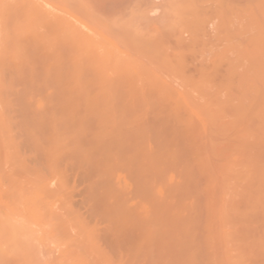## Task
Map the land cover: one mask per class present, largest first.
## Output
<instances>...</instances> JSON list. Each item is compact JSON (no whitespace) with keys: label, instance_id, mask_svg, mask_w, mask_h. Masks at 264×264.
Masks as SVG:
<instances>
[{"label":"bare ground","instance_id":"1","mask_svg":"<svg viewBox=\"0 0 264 264\" xmlns=\"http://www.w3.org/2000/svg\"><path fill=\"white\" fill-rule=\"evenodd\" d=\"M186 1L189 3L178 0L172 8H166L171 16H167V22H160L177 41L167 32L161 33L178 44L184 41L183 33L190 34L189 46L179 47L188 48V52H195L201 42L207 41L205 50L201 46L202 51L196 52L206 54L204 60L201 56L205 64L198 59V78L184 72L183 49L169 56L164 46L168 44L166 39L156 37L161 33L122 28L121 33L110 30L107 38H100L104 26L85 14L77 0H0V26H8L1 27L8 28L4 31L8 34L2 37L0 33V49L9 45L0 51V56L8 51L0 61L8 78V89L3 85L5 89L0 91V103L6 109L0 113V264H36L34 242L41 230L69 247L66 260L71 264H111L108 254L100 249L103 241L118 255V264L222 263L209 249L208 218H201L205 222L202 225L197 215L198 199L192 181L193 166L200 163L201 150L193 138L192 109L201 111L209 126L222 136L238 129L240 137L249 140L252 133L248 123H257L259 131L264 128V82L257 88L255 84L246 88L250 80L264 79V18H259L264 17V8L258 5L256 13L254 8L246 7L247 14L235 12L228 0H214L216 9ZM50 9H75L95 34L83 33ZM211 15L219 23L213 22ZM242 21L250 31L257 32L252 52L245 36L239 38V32L232 29ZM212 22L220 26L215 30L220 37L225 33L222 39L217 33L212 36ZM231 31L233 35L238 32L237 36H232ZM202 34L208 38L206 41ZM233 37L247 44L235 43ZM217 42L222 49H216ZM120 47L132 48L146 63L169 72L172 78L175 74L189 87L187 95H178L151 74L146 63L135 62L121 53ZM207 51L209 55L213 53L208 55L213 57L211 61ZM231 54H236L235 60ZM244 60L249 62L245 64ZM226 61L230 62L223 66L225 71L221 65ZM249 69L262 79H251L245 73L246 79L244 70ZM238 80L246 93H239L240 99L236 100L233 96L235 88H239L235 84ZM13 106H17V122L11 116ZM211 148L225 150L222 145ZM257 176L251 183L255 190L250 186L255 193L250 192V200L238 210L242 221L249 217L252 220L254 213L257 217L262 211L264 214V177ZM53 182L55 188L51 187ZM80 186L90 212L89 222L73 206ZM56 205L64 215L56 213ZM260 218L263 222L264 216ZM99 224L105 226V232H100ZM254 243L264 255V237ZM35 258L44 264L38 256Z\"/></svg>","mask_w":264,"mask_h":264},{"label":"rangeland","instance_id":"2","mask_svg":"<svg viewBox=\"0 0 264 264\" xmlns=\"http://www.w3.org/2000/svg\"><path fill=\"white\" fill-rule=\"evenodd\" d=\"M38 1L42 2V0H38ZM176 1H178V0H176ZM176 1L175 0H77L79 6L81 8H83V11H85V14H88L89 17L95 19L97 22H99L101 24V26L102 25L104 26V28L102 29V33H101L102 36H100V38H107L108 37L107 33L110 30L114 31L115 33H121L120 31H122L124 28L126 30L129 28H130L129 30L140 29L139 30L140 32H141V30H145V32H148V33L150 31L151 33H154V34L157 33L158 35L161 32H163L164 34H165V32H167L166 34L168 35V33H169L168 30L167 29L165 30L164 24H163V26L161 24H162V22L163 23L167 22L171 16L169 9L167 10L166 8H169V6L171 7V5H173L174 2H176ZM179 1L182 3V1H184V0H179ZM189 1H191V2L194 1L195 4H197V5L199 4L200 6H202V8H204V6H205L206 8L208 7V9L210 7H215V9H216V6H217L214 0L213 1H211V0H205V1L204 0H197V1L196 0H189ZM198 2H200L202 5ZM228 2L230 3V5H232L235 8V10H237L235 12L239 11V13H242L244 11L245 13L249 14L247 12L248 8L246 9V7H250V8L252 7V9L254 8L253 10H256V13H258V10L256 8L258 5H259V7L264 8V7H262L264 5V0H228ZM183 3L187 4L189 2L185 0V2H183ZM203 3H204V5H203ZM206 8L204 10H206ZM50 10L54 14H56L57 17L65 18V19L71 21L72 23H74L76 26L79 27V29L83 33L88 34V35H94L95 34L94 28L89 23H86V25H85L84 22H87L86 19H84L83 16H81V14L79 12H77L75 9H62V10L50 9ZM210 11H212V10H210ZM213 11H214V9H213ZM166 12H167V14H166ZM208 14H212V13L210 12ZM236 14L238 15V13H236ZM234 15H232L233 19H234ZM258 15L259 14H256V16H258ZM167 16L169 18H167ZM210 17H212V15ZM246 17H247V15L245 16V19H246ZM261 17H262V19L264 18L263 16H260L259 18H261ZM213 18L215 20L213 22H215V23H216V21L217 22L220 21L218 19H215L216 17H212V19ZM235 18H237L236 15H235ZM249 19L246 21L247 27H248ZM239 20H241V19H239ZM235 21H236L235 24H237L238 20L234 19L233 22H235ZM243 21H244V19H243ZM2 22H0V25ZM160 22H161V24H160ZM213 22L210 25L209 29H211L212 32L214 31L215 35L214 34L213 35L211 34V35L213 37H216L217 32H215V30H218L217 27H220V26H216V25H218L219 22L215 25ZM242 22H238L239 23L237 25L238 28L237 27L234 28L233 27L234 25L233 26L231 25V28L233 27L232 28L233 30L236 29L235 31L239 32V35H238L239 38L242 37V35L245 36V39H246L245 41L249 42L248 44L250 45V47H248V45H246V46L252 52V40L257 37V34H256L257 32H256V29H252L253 28L252 22H250L252 24V26H250V27H252L251 28L252 31H250V29H248L246 27V25H245L246 22L245 23L244 22L242 23ZM130 24L132 26H134V28ZM158 25L160 26V29H159ZM212 25H214L215 29H214V27L212 28ZM2 26H7V25H5V23H4V25H2ZM2 26H0V28ZM161 26L163 27V29ZM5 29L1 28V30H0V33L3 32L2 37H3V35L8 34L7 32H4V31H7L8 28L6 30ZM155 29L157 31H153ZM209 29H207V31ZM212 29H214V30H212ZM41 31L43 32L44 30L42 29ZM205 31H206V29H205ZM209 31H208V33H209ZM232 31H231L232 36H237L236 34H238V32L237 33L235 32L236 34L233 35L234 32H232ZM212 32H210V33H212ZM141 33H143V32H141ZM163 33L160 34L161 37L160 36H156V37H159L162 39L165 36ZM170 34H172V33H170ZM170 34L168 35V37H172V39L177 41V39H175L176 37L173 38L174 36H172V35L170 36ZM183 34L184 35L181 34L182 35L181 39L184 41L181 40L182 41L181 44H178V42H174V40L172 41L171 38L167 39L166 37H164L166 39L164 42L168 43V44L165 43L166 45L164 44V46H165V48L168 49L167 52H168L170 57H174L175 56L174 54L181 53V51H182L181 49H183V47H181V49H180L179 48L180 46H183V45L189 46V44H187V43L192 42V41L191 42L189 41L191 39V36H189L190 34H188L187 32H185ZM204 34H202V37L206 41V39H208V38H205ZM224 34L225 33H223L222 35H224ZM219 35H220V33L218 34L217 37L222 39V35H221V37ZM205 36L209 37L210 35H208L206 33ZM226 36H228V35H226ZM202 37L199 38L200 42H201V39L203 40ZM5 38H2V45L5 44L4 43ZM217 39L214 38V41ZM233 39H234V41L236 40L235 43L240 41L239 43L242 44V42L244 41V40L243 41L238 40V38L235 39L234 37H233ZM162 40H164V39H162ZM212 41H209V43ZM214 41H213V43H216ZM221 41H223V40H221ZM10 42H9V44H10ZM206 42H204L205 45H207ZM218 42H220L219 39H218ZM224 42H226V41H224ZM0 43H1V40H0ZM202 43L203 42H201V44ZM204 43H203V45L199 44V46L200 47L202 46L204 48L205 47ZM244 43L247 44L246 42H243V44ZM226 44H230V43H226ZM217 45H218V47L216 49L221 48L219 46V43ZM221 45H223L222 42H221ZM6 46H9V45L5 44V46H4L5 49H6ZM224 46L226 47L225 44H224ZM246 46H244V47H246ZM10 47H11V45H10ZM168 47H170V49ZM197 47H198V45H197ZM200 47L197 48V49H199V52L202 51V50H200ZM208 47L206 49H208V51H209ZM185 48L183 50L186 52L187 55H185L184 51H182V54H184V56H186V57H184V59L186 60L185 61L186 62V67H185L186 70H184V72L187 73L188 76H192L193 78H198L199 75H197V71L198 70L200 71L199 68L201 67V66L199 67V65H200L199 62L204 55L206 58V54L200 55V53H198L199 54L198 55L196 53V52H198L197 49L195 52H193L195 49L188 52L189 51L188 48L186 49L188 51H186ZM3 49L4 48L2 46L0 51L1 50L3 51ZM5 49H4V51H5ZM7 49H10V48L8 47ZM177 49L178 50L180 49L181 51L179 50L180 52L177 53V51H178ZM210 49H211V47H210ZM212 49L214 50L213 47H212ZM212 49H211V51H213ZM247 49L245 48V51ZM10 50H12V49H10ZM118 50L121 53H123L126 56L133 59L137 63H142V64L146 63L145 62L146 60L143 57L139 56L132 48L129 49L126 47H120ZM204 50H205V48H204ZM223 50H224V47H223ZM225 50H226V48H225ZM225 50H224V52H225ZM2 51H1V53H2ZM208 51H207V56L211 53L209 51L210 53L208 54ZM245 51H244V53H245ZM7 52L8 51H6V53L3 52L2 55L6 57V55H4V54H7ZM215 52H217V51H215ZM218 52L220 54V51H218ZM202 53H206V52H202ZM246 53H248V52H246ZM191 55H192V57H191ZM231 55H233V54H231ZM252 55H254V54H252ZM3 56H0V61H2V59L4 58ZM209 56H213V53H212V55H209ZM244 56H248V55L246 54ZM195 57H197V59ZM231 57L233 58V60H235L236 54L231 56ZM245 58H247V57H245ZM198 59H200L199 62H198ZM209 59H210V57L208 58V60ZM211 59H213V57ZM211 59H210V61H211ZM203 60H204V57H203ZM230 60H231V58H230ZM247 61L244 60L245 64ZM229 62L230 61H228V62L226 61V63L225 62L223 63L224 65H221L223 70H225L224 69L225 64H227ZM201 63H202V65L205 64V62L203 63L202 60H201ZM207 63H208V61H207ZM146 65H148L149 71L151 74L158 77L159 80L163 84H168L170 86V88H172L178 95H180L182 97H185L187 95V93L189 91V87L184 85L183 82H181V80L179 78L177 79L175 77V74H174V78H172L173 77L172 75H171L172 77H170V75H168L169 72H165V70L160 71L159 69H157L158 67H155V65H150L148 63H146ZM246 66H248V64ZM227 67H229V66L227 65ZM246 68H244V69H246ZM223 70L221 71L222 73L224 72ZM238 70L239 71L241 70V72H243L242 68H240ZM221 72H220V74H221ZM185 73H184V75H186ZM237 73H238V71H237ZM245 73L248 74V76H250L251 79L252 78L262 79L261 76L257 75L255 71H250V69L247 71L244 70V76L246 78L247 75H245ZM224 74H225V72H224ZM224 74H222L223 77H222V75H220V77L224 78ZM6 76H7L6 70L3 69V67L0 65V83H3L2 85H0V91H1V88L5 89L4 86H6V89H8V86H7L8 85V82H7L8 78H6ZM188 76H185V77H188ZM244 76L241 75V77H244ZM3 77H4V79L5 78L6 79L3 80ZM217 77H219V76H217ZM236 77L238 79L239 76L237 75ZM189 79H191V77H189ZM248 80H250V78ZM255 80L252 82H250L251 81L250 80L249 81L250 83L247 80H244L245 82H248V84H247V86L244 84V82H243V84H244V86H246V88H248V86L250 87V85L252 87L253 84H255L254 87L257 88V86H259V85L261 86L263 84L262 81L264 82V79H262L260 81H258V80L255 81ZM241 81H243V80H241ZM4 82L7 84H4ZM238 82H236L235 84L236 85L238 84L239 88H237V89L235 88V90L237 92H235L236 93L235 95L233 94L234 95L233 97H235L236 100H239L241 93H244V90L242 91V89H244V88L241 87L242 83L240 82V80H238ZM238 86H236V87H238ZM251 89H253V88H251ZM247 90L248 89H246V91ZM251 91H254V90H251ZM239 93H240V95H239ZM244 94H242V95L244 96ZM5 95L7 96L9 94H5ZM236 96L238 99L236 98ZM1 98H0V101H1ZM2 102H4V101L2 100ZM2 104H4V103H0V113H5L6 109L3 108L5 105L3 106ZM11 116H12L14 122L15 121L17 122L19 120V114L17 112V106H13ZM192 116H193V120H192L193 138L195 139L197 145L199 146V148L201 150V161L199 164H194V166H193V168H194V179L192 181V188L195 191L196 197L198 199L199 212L197 215L199 216L198 217L199 222L203 225L205 223L204 217L208 218V225H209L208 229H209L210 237H211V241H210L211 245H209V249H211L210 251H212V249H213V252L221 260L220 261V262H222L221 264H264V257H263L264 255H263V253H261V251H259V248L257 249L258 246L257 247L255 246V245H257V243L256 244L254 243L257 239H259V237L260 238L264 237V235H263V230H264V226H263L264 223L263 222H264V220H263V222L260 221V219H261L260 217L264 216V214L262 213L263 211L262 212L260 211L263 215H261V213H260L259 217H257L258 215L256 216L255 213L252 214V216L254 215V218L257 217L256 219H258V220H255L253 218L250 221H249L250 217H249V219L246 218V220L242 221L241 219L243 217L240 216L241 217L240 218L239 217L240 214L238 213V212H240L238 210H241L243 207H245L246 204L248 203V201L250 200V196H251L250 192L253 191V190L252 191H250V190L253 188L255 190V188H256V187H253L254 183L256 182L254 180V177L259 175V174L260 175L257 177H259V178L264 177V173H263L264 172V170H263L264 169V128L261 131H259V130H256L257 123H254V122L248 123L247 127H249V130H251L252 134H251V139L245 140V138L242 139L240 137L238 129L237 130H234V129L230 130V132L227 133V135H225V136L218 134L215 129H213L212 127L209 126L208 122L205 120L201 111H199L198 109H192ZM16 133H19L18 129L15 130V135L17 138H19L20 133H19V135ZM217 145H222L224 147L223 150L224 149L225 150L223 152H222L221 148H220L221 151H219V149H218L219 152L212 150L211 147L217 146ZM219 147H221V146H219ZM4 168H5V171H7V172L10 170L9 167H7V166ZM258 171H260V173ZM257 177H256V179H257ZM253 181H254V183L252 186L251 183ZM257 181H259V179H257ZM26 185H27V187H29V184L27 182H26ZM250 186L253 188H250ZM255 186H256V184H255ZM51 187L52 188L56 187L54 182L51 183ZM81 188H82V190H81ZM81 188L77 189L78 192L75 193V195H77L80 192L76 198H73V206L74 207L77 206L76 208H79V213H82L83 217L84 216L87 217V221L88 220L91 221V219L89 218L90 212L84 203V199L82 198V197H84V195H82L83 193L81 194V191L83 192L84 189H83V187H81ZM252 193H255V191H253ZM262 203L264 204V195L262 197ZM81 207H83V208H81ZM55 209H56L57 214L64 215V211L61 208H59L58 205L55 206ZM85 209H87L88 212ZM77 211H78V209H77ZM258 212L259 211H257L256 213L258 214ZM201 218L204 220H202ZM101 224H99L100 226H98L100 228V232L101 231L105 232V230H104L105 226L101 225ZM101 226H102V228H101ZM39 231H40V229H38V232ZM40 232H42V233L40 235H39V233H37V239L34 242V246L36 245V248L33 246L34 249L37 251V252L33 251L34 252L33 257H34V261H35L34 263L41 264V263H38L37 262L38 260L35 258V256L36 257L38 256V259L44 264H68L66 262V261H68V260H66V255L68 254L69 247L66 244L63 245L64 243H62V242H61L62 243V245H61V244H59V242H60L59 240H58L59 241L58 242L56 239H52L51 237L47 236L45 233L43 234L42 230ZM101 233H103V232H101ZM254 234L258 235L259 237L257 236V239H256ZM74 235H76V232ZM245 236H248V239L245 238ZM249 237H250V239H249ZM253 239H255V240H253ZM53 240H55V241H53ZM102 244H105V245L103 246ZM100 245H101L100 249H102L101 250L102 253L104 255H106V254L109 255V256L107 255V257L110 258V259H108V260H110L109 262H112L111 264H118V260H119L117 257L118 255H116L115 252H113L110 245L108 243H105V241H103ZM116 253H118V252H116ZM96 257L97 256H95V258ZM111 258H112V261H111ZM90 260L95 262V259L93 257H91ZM97 260H99V259H97ZM113 260H115L116 262H114Z\"/></svg>","mask_w":264,"mask_h":264}]
</instances>
